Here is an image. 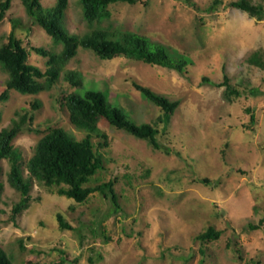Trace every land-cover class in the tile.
Wrapping results in <instances>:
<instances>
[{
  "label": "rangeland",
  "instance_id": "374dc122",
  "mask_svg": "<svg viewBox=\"0 0 264 264\" xmlns=\"http://www.w3.org/2000/svg\"><path fill=\"white\" fill-rule=\"evenodd\" d=\"M143 1L109 5L108 22L186 56L191 62L184 72L124 56L104 60L78 48L52 88L36 94L10 90L8 99L0 101V129L10 125L15 112L34 115L31 126L38 131L24 129L13 140L27 177L24 163L48 127H62L77 140L85 135L68 121L61 104L65 94H83L94 83L92 88L137 123H153L162 111L133 82L178 100L166 128L156 125L160 149L99 122L106 137L99 148L104 168L88 185L114 180L116 212L99 191L77 203L33 181L27 208L12 221L11 207L20 193L9 185V163L2 159L0 247L13 264H264V68L247 62L255 50L264 58V16L229 6L234 0H222L212 13L205 9L214 0ZM54 3L41 0L44 7ZM12 19L18 21L16 36L27 49L60 50L27 16L20 0H12L0 20V46ZM64 19L69 32L86 31L78 0H68ZM46 61L29 50L28 63L44 70ZM72 71L83 87L63 78ZM224 75L239 94H227L218 85ZM203 76L213 82H203ZM6 78L0 68V92ZM34 102L39 103L36 109ZM92 141L97 145L103 139L94 136ZM58 213L71 228L59 226ZM209 226L221 231L219 237L198 239Z\"/></svg>",
  "mask_w": 264,
  "mask_h": 264
},
{
  "label": "trees",
  "instance_id": "16d2710c",
  "mask_svg": "<svg viewBox=\"0 0 264 264\" xmlns=\"http://www.w3.org/2000/svg\"><path fill=\"white\" fill-rule=\"evenodd\" d=\"M20 1L27 16L38 24L55 44H60L61 48L59 51H49L34 46L27 49L22 39L16 36L18 21L12 19L7 41L0 46V68L7 74L0 92V101L8 99L10 90L21 94H36L52 88L57 83L65 65L75 56L78 48L90 50L104 60L124 56L179 73L184 72L191 62L186 56L173 52L162 43L151 41L144 35L114 28L108 22L109 5L144 3L143 0H78L86 24V31L82 33L69 32L66 27L64 18L68 0H55V3L49 7H44L41 0ZM11 2L12 0H0V20L10 8ZM221 3L222 0H214L205 12L216 11ZM228 5L257 18L264 16L262 0L255 3L251 0H234ZM30 49L47 57L44 70L27 62ZM247 62L264 68V58L259 50L252 52ZM63 78L77 88L83 87L82 80L76 72H65ZM202 81L210 84L213 82L204 76ZM228 81V77L224 75L218 85H224L227 94H239ZM93 84L91 83L84 89L83 94L76 91L65 94L61 102L66 110L69 123L74 128L84 131L85 135L77 140L62 127H48L47 132L35 142L31 156L24 163L27 177H24L22 173V152L13 145V140L24 129L38 131L37 128L31 126L33 113L31 111L22 114L15 112V118L11 119L10 125L0 129V161L2 159L8 161L7 181L20 193V199L11 207L10 219L12 221H15L18 214L27 208L31 200L29 191L33 181L46 187L56 188L59 195L72 198L77 203L85 202L90 194L99 191L105 198L111 200L115 207L113 211H117L119 203L113 189L114 180L93 186L88 185L91 177L104 168L103 153L99 148L106 145V137L98 126L100 121H106L110 126L144 140L153 149H160L156 125L161 122L163 128H166L178 107V100H170L149 87L133 82V86L162 111L153 123H137L128 117L118 103L110 101L103 91L92 88ZM250 92L253 94L256 89L251 88ZM32 105L36 109L39 103L34 102ZM247 110L251 113L249 108ZM250 121H253L252 113ZM94 136L102 138L103 142L95 145L92 141ZM202 181L208 182L205 178ZM2 189L3 184L0 182V193ZM57 220L62 229L71 228L59 213ZM250 228H257V225H250ZM220 233L221 231L209 226L206 231L198 234L197 238L202 241L216 239ZM0 264H13L11 257L1 247ZM199 264L202 262L200 261Z\"/></svg>",
  "mask_w": 264,
  "mask_h": 264
}]
</instances>
